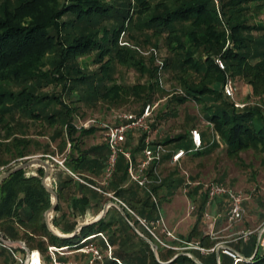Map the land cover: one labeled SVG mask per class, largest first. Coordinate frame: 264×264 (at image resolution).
Wrapping results in <instances>:
<instances>
[{"label": "trees", "instance_id": "trees-1", "mask_svg": "<svg viewBox=\"0 0 264 264\" xmlns=\"http://www.w3.org/2000/svg\"><path fill=\"white\" fill-rule=\"evenodd\" d=\"M262 7L264 0H133L132 4L126 0H0V112L10 114L17 111L34 123L47 122L50 141H57L62 146L66 140L73 142L69 152L72 158L66 157L64 165L70 170L93 169L101 162V157L105 159L106 144L85 150L78 148L81 138L92 134L95 128H83L76 139L72 138L74 127L71 117L76 107L70 106L61 95L67 86L81 82L86 84L89 79L91 85L87 84L91 86V93L80 94L77 96L79 100L86 101L93 97L116 102L122 98L124 89L138 94L136 89L141 88L140 84L125 88L113 82L111 71L115 63H120L142 74L148 73L150 81L146 87L144 103H151L155 66L146 65L143 56L131 48L128 41L119 40L127 32L125 25L130 24L139 32L150 31L151 35L163 37L169 50L178 56L179 67L194 71L198 79L189 83L184 81L183 96H177L176 100L183 103L188 99L195 102L206 99L202 115L212 124V129L229 153L257 145L264 147V116L259 108L236 109L222 93L225 72H228L249 83L252 94L264 97V19L251 21L246 17L252 8ZM254 33L258 35L254 36ZM93 51V62L100 63L99 70L88 73L76 59L79 55ZM152 56L153 53L150 64ZM217 56L223 60L225 70H221L215 63ZM95 73H101V76L95 78ZM12 84L18 90L12 89ZM48 85L62 86V92H41ZM52 102L60 105V108L49 110ZM144 103L134 113L139 114ZM56 123L61 126L56 127ZM24 124L28 130V122ZM26 129L18 135L9 134V140L5 144L0 143V154L9 155L0 163L20 159L34 152L38 142L31 140L33 137L26 133ZM184 139V134H178L164 141H154L166 147L169 143L181 142L178 145L184 149L191 148V142L185 143ZM140 148L139 141L134 151H140ZM201 150L190 153H200ZM134 151L133 156L136 157ZM91 155L94 158L89 157ZM120 160L122 158L118 160V169ZM125 168L123 164V176L126 175ZM42 174L41 167L36 170V174L22 169L0 183V235L10 241H21L28 251L37 250L43 258L41 264H46L52 260L48 246L80 249L91 240L85 238L93 234H97L94 238L98 237V233L103 235L114 222L101 217L83 225L71 236H59L72 234L76 225L74 212L66 214L61 211L57 217H50V225L58 230L59 235L54 234L44 219L52 198L41 183ZM182 178L178 181H166L163 178L159 185L153 186L162 215L161 199L171 194L178 185L184 186L183 175ZM132 184L136 190H115L113 195L125 202L140 218L148 222L158 219L159 210L151 196L137 184ZM82 186L88 187L84 184ZM164 187L167 190H162ZM184 189L192 202L200 200L196 212L203 216L206 195L201 186L187 185ZM62 191L57 190L58 199L62 197ZM88 191L95 198L102 195V192L94 189ZM81 192L83 194L80 197L71 198L69 203L79 213H83L89 205L88 196L83 190ZM216 201L222 202V209L226 207L224 199L218 198ZM59 209L57 202L54 210ZM122 209L128 224L131 222L139 225L135 216L125 208ZM197 223L192 227V232H197ZM128 224L125 225L130 229ZM198 231L195 234L198 245L204 249L211 248L213 242L208 241L210 236ZM132 233L139 239L140 245L146 246V251L135 248L126 232L123 236L112 233L110 241H107L114 246L112 254L104 256L100 264H197L185 254L178 255L170 263H161L165 259L159 256L158 261L148 242L135 232ZM147 235L154 239L149 233ZM186 238L189 242L190 235ZM247 243V251L244 252L233 246L230 248L249 259L241 260L238 255L233 258L220 250L219 264H264V252L260 251V246L253 255L256 236L253 235ZM98 245L104 248L107 246L101 237ZM15 249L25 252L20 247ZM87 258L83 264H86ZM197 258L202 264H216L215 248L204 255H197Z\"/></svg>", "mask_w": 264, "mask_h": 264}, {"label": "rangeland", "instance_id": "rangeland-1", "mask_svg": "<svg viewBox=\"0 0 264 264\" xmlns=\"http://www.w3.org/2000/svg\"><path fill=\"white\" fill-rule=\"evenodd\" d=\"M126 1H129L131 4L133 2V0ZM123 9H126V7ZM246 17L251 21H262L264 19V7L252 8L250 12H247ZM125 26H127V32L119 40L128 41L129 43L127 44L131 48L138 50V53L143 56L146 65H153L156 68L150 102L157 103V107L152 114L153 123L151 125V138L153 140L157 139L159 141H164L170 136L184 134L186 136L184 142L186 143L189 141L188 135L190 129L192 128L199 129L201 133L202 131L205 132L207 136V141L204 143V148L200 151V153H189L183 157L184 163L181 168L177 167L176 164L169 165L165 158L159 164L158 168L162 179L166 174L172 173L177 175L176 181H178L179 178L182 180L183 171H186L191 180L203 182L208 180H217L226 183L238 190H242L246 194L248 199L244 205L245 215L239 222L233 224H228L224 219H218L211 228L208 225L209 220L205 219L204 216H199L198 212H196V206L200 200L192 202L191 199L186 196V193L183 190L184 186L180 184L171 194L168 193L161 199V205L164 213V215H162L164 225H154L153 228L149 225V228L154 232L158 240L141 224H132V226L129 225L123 214L120 211H116L117 209L113 206H110L111 208L109 207V211H107L108 209L105 207L108 213L107 214L106 211L104 212V214H107L105 219H109L114 223H112L108 231L103 233L102 237L98 236L92 238L90 242L86 243L82 247V249H63L55 251L52 256L55 257L56 261H44L46 264H83L85 258H87V252L84 250L90 247H95L98 249L101 257L95 260L93 264H100L104 256H110L112 254L114 246L108 244L107 241H110L109 236L112 235V233H114L115 236H123L124 232L130 236V241L133 242L132 244H134L135 248H142V250L146 251V246L144 247V245H140L139 239L132 233L135 232L138 234L137 232H139L140 235H138L148 242L151 252L153 253L152 249H154L157 258L160 259L161 257L165 259V261L172 260L177 254H185L192 258L197 264H202L198 260L197 255H204L207 252V249H202V247H200L197 243L198 238L195 234L199 232L198 230H200L203 234L210 236L208 241L213 242V246L211 248L214 247L216 249L218 247L222 248L233 246L243 252L247 251L248 240L255 235L256 241L259 238L260 251L264 252V147L257 145L245 150H240L236 153H229L226 150V145L220 140V138H218V141L217 139H214V135L217 134H215L211 126L207 124L206 119H204L202 115V108L205 104H207L206 99L202 102H195L192 99H188L183 103L176 100L177 96H183V84L185 82L189 83L191 80L196 81L198 79V77L195 76L194 71L179 67L178 56L175 52L169 50L167 42L163 39V37L151 35L150 31L139 32L130 24ZM253 35L257 36L258 34L254 33ZM151 49H156L157 51V58L152 56V64H150ZM94 54V51L88 54H82L76 59L77 63H79L82 68H85L88 73L99 70L100 63L93 62ZM157 59L163 63L162 66L159 65ZM111 75L113 82H116L125 88H129L135 84H140L141 88L136 89L138 94H134L129 89H124L121 94L122 98L116 102H108L102 98L93 97H90L89 100L83 101L79 100L77 96L80 94L88 95L91 93V90H89L91 87L90 79L87 81L90 85L81 82L67 86L61 95L62 99L65 102H69L70 106L76 107L75 112H73L71 117L72 125L74 127L72 138L76 139V137L79 136L80 130L83 129L81 124L87 119L93 118L96 120H107L114 111L122 110L136 112L142 108L143 103L146 101V87L150 81L148 73L142 74L133 67L115 63L111 71ZM93 76L95 78L100 77L101 73H95ZM231 76L235 82L236 88L238 89V92L234 96L235 100L242 101L250 95L254 97L260 96L252 94L251 86L249 83L245 82V80L237 76ZM107 84L109 83L107 82ZM10 87L14 90H18V87L13 84ZM60 91L62 92V86L54 87L53 85H48L41 90V92L57 93ZM180 91H182V93H180ZM59 108L60 105L52 102L49 110ZM25 122H28L29 124L28 130L25 128ZM58 125L61 126L60 123H56V127ZM92 128H95V131L92 134L81 138L82 141L80 140V143H78L79 149L85 150L97 145L105 144V139L101 131L96 127ZM24 129H26V133L34 138H31V140H37L38 143L34 147L35 150L43 149L45 152L51 150V153H53L52 155L59 160H63L66 157L69 159L72 158L71 153H69L70 149L73 148L72 141L69 142V140H66V143L63 144V146L65 145L64 147L62 144H57L55 149L52 147L49 148L48 140L44 137L49 136L47 122L43 121L34 123L29 121L27 116L22 115L17 111H13L10 114L0 112L1 144H5L9 140V134L13 133L18 135ZM154 131H156V133H154ZM211 140H213L212 143ZM180 143L181 142L169 143L167 148L171 150L174 148H183L181 147L182 145H178ZM7 158H9V155L5 153L0 154L1 161L6 160ZM41 158L49 159L46 155ZM25 160L26 159L24 158H20L7 163H0V174L24 162ZM119 163L120 168H122L123 164L125 165L123 159L120 160ZM102 189L112 193V190H109L108 187ZM101 194V196L96 197V199L92 201L93 204L91 205L92 210L90 213L93 217L103 210L106 203L112 201L109 196L103 193ZM69 198L70 196L67 194H64L62 197L63 205H61V207L64 210L68 209L67 205ZM189 203H192L195 206L192 211H189ZM222 208V202L215 201L207 209L212 214L215 211H221ZM52 211L48 213L47 219L49 224L50 213ZM64 212L68 214L67 211ZM129 218L131 220L133 219L130 215ZM68 219L70 220L72 218L68 217ZM196 222H198L197 232H192L191 229ZM125 224H128L130 229L127 228ZM53 230L57 232V230ZM242 230L253 231V234L247 241H243L241 239L236 240L237 232ZM167 232H169V234ZM147 233H149L154 239L148 237ZM189 235L190 241L187 242L186 236ZM0 236L8 241L2 235ZM99 237L106 241V248L98 245ZM17 242L18 243L12 242L13 245L11 248L14 250L16 256L19 257L20 261L17 260L6 247L0 245V252L2 253L0 254V264H30L25 261L27 250L25 249L26 247L24 243L19 240ZM16 247H25L23 248L25 252L17 251L15 249ZM196 251H198L199 254ZM82 253L86 255L83 256ZM39 256L40 261H42L41 259L43 258L40 253Z\"/></svg>", "mask_w": 264, "mask_h": 264}, {"label": "built area", "instance_id": "built-area-1", "mask_svg": "<svg viewBox=\"0 0 264 264\" xmlns=\"http://www.w3.org/2000/svg\"><path fill=\"white\" fill-rule=\"evenodd\" d=\"M150 52L153 53L155 58H157L156 49H151ZM157 62L160 66H162L163 63L161 61L157 59ZM215 63L221 70H225V64L221 57H215ZM237 92L238 89L235 86V82L232 76L228 72H225L224 82L222 84V93L226 98H228L232 102L234 108L244 109L246 107H257L259 108L261 114L264 116V97H254L250 95L246 99L238 101L234 99V96ZM180 93H182V91H180ZM156 107L157 103H147L139 114L134 112L117 110L114 111L110 118L107 120H96L90 118L85 120L81 124L83 128H98L102 132V135L105 139L107 153L103 162L102 177L98 182L99 184L89 182L83 179L79 174H76L70 169H68L63 164L64 159L59 160L52 155H46V157L51 158L55 162H57V164L61 166L75 180L83 183L91 189L102 192L103 194L112 198L121 206V208H125L133 216H135L139 224L145 227L150 232V234L158 240L154 232L149 228V225H151V228L154 225H164V219L160 212L158 200L156 195L153 193L152 189L153 186L159 185L162 182V176L160 175V172L158 170V165L160 164L165 155H169V160L171 163L177 164L179 160L188 153L203 149L204 144L201 132L197 128H192L189 131V137L191 141V148L189 149L174 148L171 150L168 149L162 143L154 141L151 138V125L153 123L152 114ZM207 124L210 125L212 128L211 123L207 122ZM133 135L136 136L138 140L136 144H138L139 141L141 142L139 155L136 157L133 156L132 146L126 143L127 138ZM218 138V135H214V139H217L218 141ZM212 142L213 140H211V143ZM119 158H122L125 162V170L128 181L135 183L139 187L144 189L149 194V196H151V199L155 202L159 210L158 219L148 222L147 220L140 218L131 209H129L122 200L115 197L113 193H110L109 191H104L105 189H102L108 187L110 182L112 181L117 169ZM183 175L184 186H201L203 192L205 193L206 210L203 213V216L205 219L209 220L208 225L211 228L212 225L218 219H224L228 224H233L239 222L244 217V201L246 199V196L242 190H238L226 183L217 180H208L204 182L198 180H191L186 171H183ZM218 198L224 199L226 207L221 211H216L211 214L207 208H209L211 204L215 202ZM194 207L195 206L192 203H189V211H192ZM167 233L169 234V232ZM252 234V230L238 231L236 240L241 239L243 241H247ZM95 235L97 234L90 235L85 239H92ZM98 235L102 237L101 233H98ZM12 242L15 241H6L0 236V245L6 247L12 253V255L20 261L19 257L16 256L14 250L11 248V246L13 245ZM63 249L65 248L48 246V253L52 257V260L56 261L55 257L52 256L55 251ZM213 249L214 247L207 249L206 251H212ZM221 249L223 253L233 258H236V255H238V253L233 251L230 247H222ZM84 251H86L88 254L86 264H93L95 260L101 257L98 249L95 247L87 248ZM31 253L32 252H30V254Z\"/></svg>", "mask_w": 264, "mask_h": 264}, {"label": "crops", "instance_id": "crops-1", "mask_svg": "<svg viewBox=\"0 0 264 264\" xmlns=\"http://www.w3.org/2000/svg\"><path fill=\"white\" fill-rule=\"evenodd\" d=\"M102 133V132H101ZM154 133H156V132H154ZM201 135H202V140H203V144L204 143H206V141H207V136H206V133L205 132H203L202 131V133H201ZM49 136H50V134H49ZM49 136H44V137H46L47 138V140H48V143H49V148L50 147H52L53 149H55V146L58 144V142L56 141H54V142H52V141H50V139H49ZM188 140H189V142H191L190 141V137H188ZM138 140H137V138H136V136H130V137H128L127 138V140H126V143L128 144V145H131L132 146V148H133V151H134V149H135V147H136V142H137ZM41 150V151H40ZM37 149V150H34V152H31V154L30 155H28V156H25V157H23L24 159H27V158H31V157H43V156H45V155H52L53 153H51L52 151L51 150H49V151H47V152H45V150H43V149ZM134 154H135V156H138L139 155V151H134ZM53 156V155H52ZM89 157H91V158H94V156H89ZM166 158V160H167V162H168V164L169 165H172L173 163H171L170 162V160H169V156L167 157V156H164L163 157V159H162V161L164 160ZM45 159V158H44ZM101 160V162H99V164L98 165H96L93 169H88V170H83V171H80V170H71V171H73L74 173H76V174H79L83 179H85V180H87V181H89V182H92V183H95V184H99L98 182L100 181V179H101V177H102V168H103V162H104V158L103 157H101L100 158ZM45 161H47L49 164H50V166H51V172L49 173V175L45 178V183L52 189V190H54V192L57 194V190H63L62 191V197L64 196V194H67L68 196H70V198H69V201H68V205H67V207H68V209L67 210H64L62 207H61V205H63V199H62V197L60 198V199H58V203H59V206H60V209L59 210H53L51 213H50V217H52V216H58L59 215V213H60V211H67L68 213L69 212H74L73 213V220L76 222V225H75V228L78 226V225H80V224H83V223H87V224H89V223H92L94 220H96L98 217H99V215L101 214V212L102 211H100L99 213H97L94 217H93V215L90 213V211L92 210V207H91V205L93 204L92 203V201L93 200H95L96 198L95 197H92L91 196V192L90 191H88V190H91V188H88V187H83L82 186V184L83 183H81V182H79V181H77V180H75L74 178H72L61 166H59L58 164H57V162H55L53 159H51V158H49V159H45ZM161 161V162H162ZM160 162V163H161ZM184 163V158L182 157L180 160H179V162L176 164V166L177 167H179V168H181L182 167V164ZM39 167H41L42 169H43V173H44V168L42 167V166H40V165H32V166H30V167H28L27 168V171L28 172H30V173H34V174H36V170L39 168ZM158 168H159V165H158ZM69 169V168H68ZM176 176L177 175H174V174H172V173H168V174H166L165 175V177L164 178H166V181H174V180H176ZM42 178H43V174H42V176H41V180H42ZM81 183V184H80ZM108 189L109 190H112V193H113V191H115V190H130V189H132V190H136V186L135 185H133L131 182H129L128 181V178H127V175H125V176H123V173H122V171H121V168L120 169H118L117 168V170H116V172H115V174H114V176H113V179H112V181H111V183L109 184V186H108ZM81 190H83L84 191V194L86 195V196H88V198H89V205L88 206H86L85 207V210H84V212L83 213H79V212H76V210H73L69 205V203H70V200H71V198H73V197H80L81 196V194H83V192H81ZM162 190H167V188L166 187H164ZM183 190H184V188H183ZM163 191V192H164ZM184 192H185V190H184ZM245 194V193H244ZM245 196H246V194H245ZM51 198H52V200H53V197L51 196ZM119 199V198H118ZM247 196H246V199H245V201H244V205H245V203H246V201H247ZM121 200V199H120ZM110 202H112L113 204H110L109 205V203ZM110 206H113L115 209H117L116 211H120L119 210V206L117 205V203L114 201V200H112V201H109L108 203H107V206H106V208L108 209H106L105 208V211L107 210V211H109V207ZM118 206V207H117ZM121 207V206H120ZM111 208V207H110ZM107 211H106V213H107ZM216 212V211H215ZM108 214V213H107ZM107 214H104L103 213V215L101 216V217H106V215ZM108 217V216H107ZM71 218V217H70ZM71 220V219H70ZM55 230H57V229H55ZM58 231V230H57ZM56 233H58V232H56ZM139 235H140V233L139 232H137Z\"/></svg>", "mask_w": 264, "mask_h": 264}, {"label": "water", "instance_id": "water-1", "mask_svg": "<svg viewBox=\"0 0 264 264\" xmlns=\"http://www.w3.org/2000/svg\"><path fill=\"white\" fill-rule=\"evenodd\" d=\"M40 165V166H42L43 168H44V173H43V178H42V180H41V183H42V185L44 186V188L51 194V196L53 197V200H52V203H51V205H50V207L45 211V213H44V219H45V222H46V224H47V227H48V229L51 231V232H53L54 234H56V235H59L58 233H56L54 230H53V228H51V226H50V224H49V221H48V213L50 212V211H52V210H54V208H55V206H56V204H57V194L54 192V190H52L46 183H45V178L49 175V173L51 172V166H50V164L47 162V161H45L44 159H42L41 157H31V158H27L24 162H22V163H20V164H18V165H16V166H14V167H12V168H10V169H8V170H6L5 172H3V173H1L0 174V183L3 181V180H5L7 177H9L11 174H13L14 172H16V171H18V170H22V169H27L28 167H30V166H32V165ZM110 204H113L112 202H110L109 203V205ZM118 206H119V204H117ZM107 206V203L105 204V206H104V208H103V210H102V212H101V214L99 215V217L96 219V220H94V221H97L98 219H100L101 218V216L103 215V213L105 212V207ZM117 206V207H118ZM119 208V210H120V212L123 214V216L125 217V213H124V211H123V209L119 206L118 207ZM93 221V222H94ZM87 223H83V224H80V225H78L76 228H75V230H74V232L72 233V234H70V235H59V236H71V235H73L76 231H78L83 225H86ZM129 224L132 226V224L129 222ZM15 243V242H14ZM17 243V242H16ZM152 245V244H151ZM258 247H259V238L257 239V241H256V245H255V249H254V253H253V255L257 252V250H258ZM23 248H25V247H23ZM26 249V248H25ZM220 247H218V248H216L215 249V253H216V264H219V255H220ZM27 250V249H26ZM152 251H153V253H154V256H155V258L159 261V259L157 258V256H156V253H155V250L154 249H152ZM178 255H180V254H177L175 257H177ZM253 255H252V257H253ZM30 252L27 250V254H26V259H25V261H26V263H28V261H29V258H30ZM174 257V258H175ZM173 258V259H174ZM238 258L239 259H241V260H246V259H249V258H244L242 255H240V254H238ZM172 259V260H173ZM172 260H168V261H165V262H162V261H160L161 263H170Z\"/></svg>", "mask_w": 264, "mask_h": 264}, {"label": "bare ground", "instance_id": "bare-ground-1", "mask_svg": "<svg viewBox=\"0 0 264 264\" xmlns=\"http://www.w3.org/2000/svg\"><path fill=\"white\" fill-rule=\"evenodd\" d=\"M30 258H29V261L28 263L30 264H41V261H40V256H39V253L37 251H33L31 254H30Z\"/></svg>", "mask_w": 264, "mask_h": 264}]
</instances>
